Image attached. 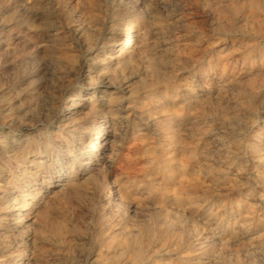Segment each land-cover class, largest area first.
Here are the masks:
<instances>
[{
    "label": "rangeland",
    "instance_id": "rangeland-1",
    "mask_svg": "<svg viewBox=\"0 0 264 264\" xmlns=\"http://www.w3.org/2000/svg\"><path fill=\"white\" fill-rule=\"evenodd\" d=\"M129 19L123 56L115 35ZM107 81L106 118L95 105ZM109 131L104 157L127 153L120 176L90 148ZM90 171L98 183L79 174ZM121 176L132 207L115 236L99 228V187ZM0 184V261L97 264L103 250L104 262L130 264L113 254L126 231L158 249L150 264H264V0H0Z\"/></svg>",
    "mask_w": 264,
    "mask_h": 264
},
{
    "label": "bare ground",
    "instance_id": "bare-ground-1",
    "mask_svg": "<svg viewBox=\"0 0 264 264\" xmlns=\"http://www.w3.org/2000/svg\"><path fill=\"white\" fill-rule=\"evenodd\" d=\"M29 11V10H28ZM27 11V12H28ZM32 11V10H31ZM35 16V15H34ZM31 18H33V15H32V17ZM131 19V18H130ZM126 20L127 22H125V23H123V24H121L120 26H118L119 28H118V30H117V32H116V35H115V37L118 39V41H117V43H115L114 45L116 46V47H119V52H121V53H123V56H125L124 55V51H123V45H128L127 43H128V41H129V39H130V35H132V33H133V30H135L134 29V27H136V21L134 22V19L133 20ZM83 24V23H82ZM82 24H81V26H82ZM78 25V24H77ZM85 25V24H84ZM86 27V26H85ZM75 28V27H74ZM78 28H79V26H78ZM90 28V27H89ZM80 29V28H79ZM86 29V28H85ZM45 30V29H44ZM78 30V29H77ZM82 30H84V28L82 29ZM81 30V31H82ZM48 31V30H47ZM76 31V30H75ZM94 31V30H93ZM50 32V31H49ZM88 32H89V30H88ZM60 33V32H59ZM83 33V32H82ZM94 33V32H93ZM45 34V33H44ZM51 34V33H50ZM74 34H76V32L74 33ZM85 34V33H84ZM88 34V33H87ZM115 34V33H114ZM34 35V34H33ZM36 35V34H35ZM52 35V34H51ZM54 35V34H53ZM78 35V34H77ZM90 35V34H89ZM39 36V35H38ZM42 36V35H41ZM50 36V35H49ZM84 36V35H83ZM88 36V35H87ZM114 36V35H113ZM43 37V36H42ZM80 37H81V35H80ZM114 38V37H113ZM84 39V38H83ZM42 40V39H41ZM83 41H85V39L83 40ZM110 41V40H109ZM34 43V42H33ZM89 44V43H88ZM90 45V44H89ZM89 45H86V46H89ZM92 45H94V44H92ZM81 46V45H80ZM113 49V48H112ZM117 51V50H116ZM114 53V52H113ZM110 54V53H109ZM120 54V53H119ZM115 55V54H114ZM127 55V54H126ZM44 56V55H43ZM104 56V55H103ZM117 56H118V54H117ZM105 57V56H104ZM103 57V58H104ZM115 57V56H114ZM95 59V58H94ZM106 59V58H105ZM120 60V59H119ZM90 61V60H89ZM108 61H109V59H108ZM95 62V61H94ZM93 62V63H94ZM110 62V61H109ZM115 62V61H114ZM112 64V63H111ZM82 65H83V63H82ZM108 66V65H107ZM80 67V66H79ZM82 67V66H81ZM87 67V66H86ZM90 67V66H89ZM103 67V66H102ZM109 67V66H108ZM88 68V67H87ZM93 69V68H92ZM106 70H108L107 68H106ZM78 71V70H77ZM90 71H91V69H90ZM94 71V70H93ZM118 71V70H117ZM107 72V71H106ZM104 73V72H103ZM92 74V73H91ZM105 74H107V73H105ZM88 75V74H87ZM95 75V74H94ZM101 75V74H100ZM108 75V74H107ZM106 75V76H107ZM116 75V74H115ZM93 76V75H92ZM103 76V75H102ZM118 76V75H117ZM123 76V75H122ZM97 78V77H96ZM114 78H115V76H114ZM133 78V77H132ZM129 79H131V78H129ZM107 80H108V77H107ZM100 81V80H99ZM124 81V80H123ZM125 81H128V80H125ZM97 82V81H96ZM129 82V81H128ZM104 83V82H103ZM116 83V82H115ZM91 84V83H90ZM106 84H108L109 85V87H111V88H109V89H107V92H106V94L103 96V98H102V100H101V103H100V105L99 106H96L95 105V107L96 108H98L99 110H101V111H103V113H105V116H106V118H107V115H106V113H109V114H113L114 112H115V109H114V107H113V102L115 101V99H116V96H115V93H116V91L114 90L115 89V86L112 84V82H110V81H107L106 82ZM123 84V83H122ZM126 84V83H125ZM128 86V85H127ZM130 86H131V84H130ZM129 86V87H130ZM132 88V87H131ZM126 89H127V87H126ZM124 90V89H123ZM167 91V90H166ZM87 92V91H86ZM91 92V91H90ZM125 92V91H124ZM169 92V91H168ZM173 92V91H172ZM188 92V91H187ZM195 92V91H194ZM121 93V92H120ZM79 94V93H78ZM187 94V93H186ZM91 95V94H90ZM122 96H123V94H122ZM57 97V96H56ZM90 97V96H89ZM89 97H87V96H82L81 98H80V100L81 101H79V102H77V101H75V102H77V105H79L83 100H88L89 99ZM100 97V96H99ZM91 98H93V96L91 97ZM165 98H166V96H165ZM94 99V98H93ZM173 99V98H172ZM90 100V99H89ZM92 101V100H91ZM94 101V100H93ZM93 104V103H92ZM82 105V104H81ZM91 105V104H90ZM85 106V105H84ZM87 107V106H86ZM94 107V108H95ZM89 109H92V108H89ZM80 110V109H79ZM86 110V109H85ZM88 111V110H87ZM93 111H94V109H93ZM92 111V112H93ZM119 111V110H118ZM122 111V110H121ZM128 111V110H127ZM75 112V111H74ZM178 112H180V111H178ZM94 115L96 114V113H93ZM109 114H108V116H109ZM78 115V114H77ZM83 115H85V114H83ZM91 115H92V113H91ZM90 115V116H91ZM99 115H100V113H99ZM132 115V114H131ZM151 115V114H150ZM177 115H179V114H177ZM191 115V114H190ZM72 116H74V115H72ZM76 116V115H75ZM123 116H124V114H123ZM123 116H122V119H123ZM128 116V115H127ZM174 116V115H173ZM185 116V115H184ZM181 117V116H180ZM63 118V117H62ZM67 118V117H66ZM70 118V117H69ZM94 118V117H93ZM120 118V117H119ZM173 118V117H172ZM195 118V117H194ZM197 118V117H196ZM83 119V118H82ZM111 119V118H110ZM115 119V118H114ZM138 119V118H137ZM170 119V118H169ZM185 119V118H184ZM84 120H85V118H84ZM88 120V119H87ZM104 120V119H103ZM109 120V119H108ZM136 120V119H135ZM190 120H193V119H190ZM197 120H198V118H197ZM96 121H97V119H96ZM112 121V120H111ZM137 121V120H136ZM150 121V120H149ZM173 121H174V118H173ZM185 121V120H184ZM186 122V121H185ZM190 122H192V121H190ZM125 123V122H124ZM99 124H100V122H99ZM138 124V123H137ZM179 124V123H178ZM189 124V123H188ZM101 125V124H100ZM114 125V124H113ZM124 125V124H123ZM195 125V124H194ZM99 126V125H98ZM173 126V125H172ZM185 126V125H184ZM186 126H187V124H186ZM120 127V126H119ZM91 128V127H90ZM124 128V127H123ZM186 128V127H185ZM184 128V129H185ZM117 129V128H116ZM139 129L140 128H138V131H139ZM190 129V128H189ZM91 130V129H90ZM133 130V129H132ZM18 131V130H17ZM87 131H89V129L87 130ZM185 131V130H184ZM196 131V130H195ZM199 131V130H198ZM129 132V131H128ZM127 132V133H128ZM145 132V131H144ZM193 132H194V130H193ZM91 133V132H90ZM96 133V132H95ZM118 133V132H117ZM132 133H133V131H132ZM138 133V132H137ZM197 133V132H196ZM26 134V133H25ZM103 134V133H102ZM121 134V133H120ZM185 134V133H184ZM96 136H94L95 137V142H92L91 143V145H90V148H91V150H94V148H96V150L95 151H97V153H98V155H101L102 156V159H103V164H104V166H105V168L107 169V175L108 176H120L119 175V173H120V171H121V169L119 168V166H120V163L121 162H123L122 160H120L121 158H123V157H125V155L127 154V153H125L124 152V150L121 148V151L119 152V154H120V159H117V161H115V160H113L109 155V157H107V158H105L104 157V150H107L109 147H111L112 149H110V150H114V140H111V138H116L117 136H116V134H115V132H113V131H109V132H107L105 135H100V133H98V134H95ZM192 135V134H191ZM116 136V137H115ZM131 136H132V134H131ZM197 136V135H196ZM28 137V136H27ZM26 138V137H25ZM99 138H101V140L99 141L98 139ZM137 138V137H136ZM188 139V138H187ZM14 140V139H13ZM126 140V139H125ZM21 141V140H20ZM90 141V140H89ZM121 141V140H120ZM133 141V140H132ZM194 141V140H193ZM197 141H199V140H197ZM202 141V140H201ZM19 142V141H18ZM17 142V143H18ZM134 142V141H133ZM21 143V142H20ZM117 143V142H116ZM129 143V142H128ZM172 143V142H171ZM176 143V142H175ZM203 143V142H202ZM209 143V142H208ZM208 143H207V145H208ZM6 144H7V142H6ZM87 144V143H86ZM111 144V145H110ZM173 144H174V141H173ZM192 144V143H191ZM210 144V143H209ZM219 144V143H218ZM12 145V144H11ZM18 145V144H17ZM128 145V144H127ZM131 145V144H130ZM176 145V144H175ZM182 145V144H181ZM180 145V146H181ZM87 146V145H86ZM132 146V145H131ZM172 146V145H171ZM190 146V145H189ZM192 146V145H191ZM204 146V145H203ZM188 147V146H187ZM7 148V147H6ZM79 148V147H78ZM133 148V147H132ZM171 148V147H170ZM175 148H176V146H175ZM177 148H179V146L177 147ZM186 148V147H185ZM184 148V150H186ZM196 148V147H195ZM210 148V147H209ZM81 149V148H80ZM119 149V148H118ZM117 149V150H118ZM127 149V148H126ZM134 149V148H133ZM208 149V148H207ZM4 150V149H3ZM83 150V149H82ZM179 150V149H178ZM181 150V149H180ZM201 150V149H200ZM128 151V150H127ZM126 151V152H127ZM131 151V150H130ZM173 151V150H172ZM174 151H175V149H174ZM187 151V150H186ZM208 151V150H207ZM206 151V152H207ZM80 152V151H79ZM132 152V151H131ZM171 152V151H170ZM183 152H185V151H183ZM182 152V153H183ZM204 152V151H203ZM84 153V152H83ZM186 153V152H185ZM189 153V152H188ZM191 153V152H190ZM207 153H209V152H207ZM74 154V153H73ZM113 154V153H112ZM166 154V153H165ZM176 154V153H175ZM181 154V153H180ZM27 155V154H26ZM80 155V154H79ZM182 155V154H181ZM191 155H192V158L193 157H195V155H196V152H195V149H193L192 150V153H191ZM106 156V155H105ZM197 156V155H196ZM203 156H205V155H203ZM33 157V156H32ZM191 157V156H190ZM23 158H24V156H23ZM27 158V157H26ZM89 159H90V161L89 162H87V164L88 163H93L92 162V156H90V157H88ZM98 158H99V156H98ZM115 158V157H114ZM205 158H207V157H205ZM32 159V158H31ZM123 159H125V158H123ZM130 159V158H129ZM194 159V158H193ZM42 160V159H41ZM121 161L120 163H119V165L116 163V162H118V161ZM127 160V159H126ZM125 160V161H126ZM202 160V159H201ZM21 161H24V159L23 160H21ZM31 161V160H30ZM33 161V160H32ZM70 161V160H69ZM78 161V160H77ZM82 161V160H81ZM94 161V160H93ZM203 161V160H202ZM138 162V161H137ZM190 162V161H189ZM194 162V161H193ZM198 162V161H197ZM199 162H200V160H199ZM197 163V165L198 164H200V163ZM29 163V162H28ZM135 164H136V162H134ZM138 163H140V162H138ZM141 163H142V161H141ZM36 164V163H35ZM124 164H125V162H124ZM124 164H123V166H124ZM177 164V163H176ZM179 165H180V163H178ZM183 164V163H182ZM188 164V163H187ZM27 165V164H26ZM84 165V164H83ZM142 165V164H141ZM173 165V164H172ZM31 166V165H30ZM96 166V165H95ZM133 166V165H132ZM178 166V165H177ZM186 166V165H185ZM191 166V165H190ZM27 167V166H26ZM170 167V166H169ZM168 167V168H169ZM197 167V166H196ZM198 167H200V166H198ZM202 167V166H201ZM71 168H72V166H71ZM90 168V167H89ZM182 169H183V166L181 167ZM204 169L206 168V164H205V167H203ZM92 169H93V167H92ZM136 169V168H135ZM171 169V168H170ZM185 169L187 170V167H185ZM207 169H209V168H207ZM72 170V169H71ZM86 170H88V168H86L84 171H86ZM105 170V169H104ZM134 170V169H133ZM171 170H173V169H171ZM191 170V169H190ZM24 171V170H23ZM80 171V170H79ZM136 171V170H135ZM177 171V170H176ZM181 171V170H180ZM193 171V170H192ZM198 172V169L197 170H195V172ZM130 172H132V171H130ZM137 172V171H136ZM135 172V173H136ZM174 172V171H173ZM179 172V171H178ZM194 172V171H193ZM192 172V173H193ZM199 172H202V171H199ZM206 172V171H205ZM204 172V173H205ZM71 173V172H70ZM105 173V172H104ZM138 173V172H137ZM140 173V172H139ZM180 173V172H179ZM36 174V173H35ZM80 174V176L82 177V178H85V180H86V182H88V181H90V182H94L96 179H95V174H91V171L90 172H88V176L85 174V173H83V172H80L79 173ZM123 174V173H122ZM130 174H132V173H130ZM203 174V173H202ZM72 175V174H71ZM76 175V174H75ZM84 175H86V177H84ZM133 175V174H132ZM136 175V174H135ZM173 175V174H172ZM180 175V174H179ZM178 175V176H179ZM195 175V174H194ZM69 176H70V174H69ZM78 176V175H77ZM124 176V175H123ZM131 176V175H130ZM181 176V175H180ZM183 176V175H182ZM205 176V175H204ZM203 176V177H204ZM79 177V176H78ZM135 177V176H134ZM173 177V176H172ZM70 178V177H69ZM115 178H117V177H115ZM122 178V176L120 177V179H118L117 178V180L116 181H111V179L110 178H107L106 179V182H105V185L104 186H102L101 185V187H99V189H101V191H103V193H104V198H105V203H104V205L102 206V208H101V211H100V213H99V215L97 216L98 218H99V224H100V231L101 232H103L104 230H105V228L106 229H113V231H114V235L115 236H117V235H119V232L120 231H116V227H117V225L118 224H122L123 226L126 224L125 223V219L128 217V215H127V209L128 208H130V207H132V199H130V195L133 193V189L127 184V181H123V179H121ZM71 179H72V177H71ZM126 179V178H125ZM139 179V178H138ZM174 179V178H173ZM127 180H128V178H127ZM131 181H132V178L130 179ZM129 180V181H130ZM164 180V179H163ZM202 180V179H201ZM204 180H205V178H204ZM154 181V180H153ZM160 181H162L161 180V178H160ZM2 182V181H1ZM67 182V181H66ZM96 182V181H95ZM142 182V180L139 182V183H141ZM165 182V181H164ZM174 182V181H173ZM186 182V181H185ZM96 183H98V180H97V182ZM136 183H138V181L136 182ZM138 183V184H139ZM150 183V182H149ZM149 183H148V185H149ZM156 183V182H155ZM161 183V182H160ZM159 183V184H160ZM162 183H163V181H162ZM172 183V182H171ZM175 183V182H174ZM66 184V183H65ZM135 184V183H134ZM154 184V183H153ZM164 184V183H163ZM173 184V183H172ZM1 185V184H0ZM63 185V184H62ZM61 185V186H62ZM76 185H78V183H75V185L74 186H76ZM139 185H142V184H139ZM150 185H152V184H150ZM155 185V184H154ZM166 185H167V183H166ZM60 186V185H59ZM64 186V185H63ZM115 186V187H114ZM132 186V185H131ZM135 186V185H134ZM138 186V185H137ZM136 186V187H137ZM173 186H175L174 184H173ZM173 186H171V187H173ZM5 187V186H4ZM98 187V186H97ZM133 187V186H132ZM139 187V186H138ZM145 187V186H144ZM167 187H168V185H167ZM169 187H170V185H169ZM2 188V187H1ZM60 188V187H59ZM150 188H152V187H150ZM165 187H163V189H164ZM182 188V187H181ZM174 189V188H173ZM173 189H171V191H173ZM7 191V190H6ZM79 191V190H78ZM109 192V193H108ZM20 193V192H19ZM163 193V192H162ZM176 193V192H175ZM8 194V193H7ZM6 196V195H5ZM13 196V195H12ZM15 196V195H14ZM13 196V197H14ZM133 196V195H132ZM131 196V197H132ZM172 196V195H171ZM177 197H179V196H177ZM17 198V197H16ZM156 198V197H155ZM158 198V197H157ZM158 199H160V198H158ZM178 199V198H177ZM176 199V200H177ZM3 200V199H2ZM13 200V199H12ZM174 200H175V198H174ZM195 200H197V199H195ZM158 201V200H157ZM156 201V202H157ZM1 202V201H0ZM159 202H161V201H159ZM158 202V203H159ZM166 202V201H165ZM169 202V201H168ZM184 202V201H183ZM2 203V202H1ZM17 204H18V202H16ZM20 203V202H19ZM179 203V202H178ZM192 203V202H191ZM155 204V203H154ZM160 205L162 204V203H159ZM166 204H167V202H166ZM195 204V203H194ZM108 205V206H107ZM137 205V204H136ZM157 205V204H156ZM155 205V206H156ZM163 205V204H162ZM180 205H181V201H180ZM17 206V205H16ZM20 206V205H19ZM3 207H5L4 205H3ZM18 207V206H17ZM32 207V206H31ZM30 207V208H31ZM101 207V206H100ZM9 208V207H8ZM16 208V207H15ZM137 208V207H136ZM156 208H158V207H156ZM160 208V207H159ZM172 208H174V207H172ZM176 208V207H175ZM178 208V207H177ZM176 208V209H177ZM180 208V207H179ZM2 209V208H1ZM21 209V208H20ZM33 209V208H32ZM138 209V208H137ZM166 209V208H165ZM164 208H161L160 209V213L161 212H163L164 210H165ZM188 209V208H187ZM9 210V209H8ZM11 210V209H10ZM13 210V209H12ZM19 210V209H18ZM134 210V209H133ZM136 210V209H135ZM141 210V209H140ZM169 210H171V209H169ZM179 210V209H178ZM29 211V210H28ZM99 211V210H98ZM139 211V210H138ZM137 211V212H138ZM158 211V210H157ZM166 212L168 211V210H165ZM185 211V210H184ZM187 211V210H186ZM5 212V211H4ZM7 212H9V211H7ZM16 212V211H15ZM136 212V213H137ZM170 212H172V211H169V213ZM179 212H181V211H179ZM189 212H191V209H190V211ZM34 213V212H33ZM7 214V213H6ZM13 214V213H12ZM19 214V213H18ZM21 214V213H20ZM25 214V213H24ZM35 214V213H34ZM135 214V213H134ZM140 215H142L141 213H139ZM139 214H138V216H139ZM184 214H185V212H184ZM29 215V214H28ZM186 215V214H185ZM2 216H3V214H2ZM19 216V215H18ZM33 216V215H32ZM166 216L167 217H170V215L167 213L166 214ZM178 216V215H177ZM16 217V216H15ZM24 217V216H23ZM141 217V216H140ZM172 217V216H171ZM170 217V218H171ZM34 218V217H33ZM132 218V217H131ZM175 218V217H174ZM6 219H8V217H0V242L2 243V244H4V238H5V234H7L6 233V229H7V227H6ZM18 219H20L19 217H18ZM35 219H37V218H35ZM34 219V220H35ZM128 219V218H127ZM12 220V219H11ZM15 220V219H14ZM133 220V219H132ZM152 220V219H151ZM166 220H167V218H166ZM165 220V221H166ZM177 220V219H176ZM10 221V220H9ZM17 221V220H16ZM37 221V220H36ZM136 221V220H135ZM157 222H158V220H156ZM155 221V222H156ZM127 222V221H126ZM161 222V221H160ZM178 222V221H177ZM9 223V222H8ZM11 223H12V221H11ZM20 223V222H19ZM125 223V224H124ZM137 223H138V221H137ZM136 223V224H137ZM128 224V223H127ZM140 223H138V225H139ZM173 224H175V222L173 221V220H171V221H169V223H168V226H172ZM21 225V224H20ZM160 225V224H159ZM166 225V224H165ZM120 226V225H119ZM121 227V226H120ZM20 228V227H19ZM18 228V229H19ZM24 228V227H23ZM171 228V227H170ZM173 228V227H172ZM21 229V228H20ZM35 229V228H34ZM23 230V229H22ZM30 229H28V231H29ZM140 230V229H139ZM138 230V231H139ZM164 230V229H163ZM168 229H166V231H167ZM20 231V230H19ZM128 231V230H127ZM131 231H133V230H131ZM134 231H136V230H134ZM162 231V230H161ZM165 231V230H164ZM164 231H162V232H164ZM21 232V231H20ZM122 232V231H121ZM130 232V231H129ZM143 232V231H142ZM141 232V233H142ZM14 233H17V232H14ZM13 233V234H14ZM135 233V232H134ZM134 233H132L131 232V235L127 232L126 233V231H125V233L124 234H126L125 236H124V238H123V241L121 242V249H120V252L119 253H113L114 254V256L115 257H124V256H127L128 254H130V258H129V261H130V264H150V260H151V258H152V256L155 254H157L158 253V249L157 250H154L153 249V253H151V247H152V245L149 243V245H151V247H146L145 245H144V241H143V238H146L145 237V235H144V237L142 238V236H140V235H132V234H134ZM165 233V232H164ZM9 234H10V232H9ZM120 234H122V233H120ZM145 234H147V238H148V236L151 238V236H153L154 235V230L152 229V228H146V233ZM156 234V233H155ZM171 234V233H170ZM8 235V234H7ZM11 235V234H10ZM142 235H143V233H142ZM18 236H19V234H18ZM158 237V236H157ZM14 238V237H13ZM22 238V237H21ZM26 238H28V237H26ZM20 239V238H19ZM153 239V238H152ZM155 239V238H154ZM13 240V239H12ZM12 240H11V242H12ZM14 240H15V238H14ZM21 240V239H20ZM24 240V239H23ZM160 240V239H159ZM6 241V240H5ZM9 241V240H8ZM18 241V240H17ZM25 241V240H24ZM28 241V240H27ZM33 241H34V239H33ZM149 241V240H148ZM147 241V242H148ZM161 241V240H160ZM159 241V242H160ZM171 242V241H170ZM170 242H168V243H170ZM6 243V242H5ZM24 243V242H23ZM156 243V242H155ZM8 244H10V242L8 243ZM29 244V243H28ZM1 245V244H0ZM11 245V244H10ZM17 245V244H16ZM22 245V244H21ZM30 245H31V243H30ZM158 245V244H157ZM181 245V244H180ZM1 246H3V245H1ZM1 246H0V248H1ZM6 245H4V247H5ZM25 246H26V244H25ZM166 246H167V244H166ZM165 246V247H166ZM3 247V248H4ZM7 247V246H6ZM11 247H12V245H11ZM16 247V246H15ZM30 247V246H29ZM155 246H154V244H153V248H154ZM163 247H164V245H163ZM179 247V246H178ZM10 248V247H9ZM13 248V247H12ZM19 248V247H18ZM160 248V247H159ZM7 249V248H6ZM15 249V248H14ZM21 249H23L24 250V248H21ZM25 249H27V248H25ZM30 249V248H29ZM178 249H180V247L178 248ZM16 250V249H15ZM28 250V249H27ZM32 250V249H31ZM4 251V250H3ZM2 251V252H3ZM8 251H11V250H8ZM25 251V250H24ZM18 252H19V249H18ZM26 252V251H25ZM46 252V251H45ZM16 253V252H15ZM176 253V252H175ZM178 253V252H177ZM9 254V253H8ZM11 254V253H10ZM18 254V253H17ZM22 254V253H21ZM160 254H162V253H160ZM160 254H158V255H160ZM169 254V253H168ZM4 255H5V253H4ZM12 255V254H11ZM20 255V254H19ZM107 255H109V251L108 252H106V253H104L103 252V250H101L98 254H97V259L96 260H94V261H96L97 262V264H117V261L116 260H114V261H106V262H104L103 261V258H106L107 257ZM14 256H16V254L14 255ZM110 256V255H109ZM157 256V255H156ZM170 256V255H169ZM9 258H7L6 257V259H3L2 261H0V264H11L12 263V261H14L13 260V256H8ZM25 257V256H24ZM3 258V257H2ZM17 258V257H16ZM162 258V257H161ZM22 259V258H21ZM167 260V259H166ZM119 261V260H118ZM15 262V261H14ZM23 263V262H22ZM124 263V262H123ZM18 264V263H17ZM28 264V263H27Z\"/></svg>",
    "mask_w": 264,
    "mask_h": 264
}]
</instances>
